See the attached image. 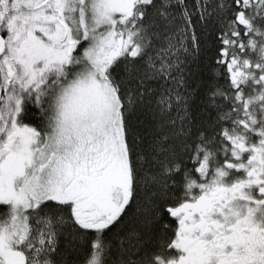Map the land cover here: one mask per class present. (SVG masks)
Returning <instances> with one entry per match:
<instances>
[{
    "label": "snow or ice",
    "instance_id": "1",
    "mask_svg": "<svg viewBox=\"0 0 264 264\" xmlns=\"http://www.w3.org/2000/svg\"><path fill=\"white\" fill-rule=\"evenodd\" d=\"M0 264H264V0H0Z\"/></svg>",
    "mask_w": 264,
    "mask_h": 264
}]
</instances>
